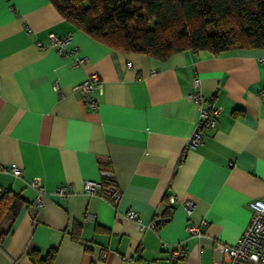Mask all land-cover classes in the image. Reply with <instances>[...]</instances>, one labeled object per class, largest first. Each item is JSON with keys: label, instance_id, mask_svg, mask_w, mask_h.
I'll use <instances>...</instances> for the list:
<instances>
[{"label": "crops", "instance_id": "1", "mask_svg": "<svg viewBox=\"0 0 264 264\" xmlns=\"http://www.w3.org/2000/svg\"><path fill=\"white\" fill-rule=\"evenodd\" d=\"M49 33L70 35L71 45L59 52ZM91 74L99 79L95 108L74 89ZM261 91L264 48L159 59L94 40L50 0H0V188L22 201L0 221V264H31L30 250H54L51 264H224L218 242L235 243L248 201L264 198ZM195 94L220 115L190 148L200 120ZM11 165L20 177L3 170ZM102 166L121 192L114 205L83 188ZM35 176L42 206L28 185ZM60 184L65 197L55 194ZM203 220L200 235H186L188 223ZM178 248L184 256L174 257Z\"/></svg>", "mask_w": 264, "mask_h": 264}, {"label": "trees", "instance_id": "2", "mask_svg": "<svg viewBox=\"0 0 264 264\" xmlns=\"http://www.w3.org/2000/svg\"><path fill=\"white\" fill-rule=\"evenodd\" d=\"M60 14L94 40L112 49L165 59L181 50L219 54L264 48V0H50ZM22 201L6 190L0 221L14 218ZM165 217L169 215L166 207ZM159 222H155L157 228ZM0 232V242L5 236ZM54 250L31 264H51Z\"/></svg>", "mask_w": 264, "mask_h": 264}, {"label": "built area", "instance_id": "3", "mask_svg": "<svg viewBox=\"0 0 264 264\" xmlns=\"http://www.w3.org/2000/svg\"><path fill=\"white\" fill-rule=\"evenodd\" d=\"M48 40L50 45L56 46L59 52H64L67 46L71 45L70 35H57L55 33H49ZM38 46H41V42H38ZM72 51H75L74 49ZM193 85H199V79L196 77L193 79ZM56 89H57V85ZM99 86V79L96 74H91L87 76L83 81L74 87V89H79L83 93L86 101L89 102L92 108L97 106L96 99L92 96L94 90ZM260 95L264 97V91L260 92ZM194 101L199 106L200 120L198 127L192 133L188 141V147L193 148L200 144L203 140L202 128H213L216 125L217 117L220 115L219 107L209 108L205 104V99L200 94H195L192 96ZM5 172L10 173L14 177L21 176V169L16 165H11L9 167L3 168ZM98 180H85L83 183L84 191L89 195L98 196L105 201H108L111 205H114L119 201L121 197V192L116 186L114 180V174L110 168L102 166L98 171ZM30 188L36 192L35 204L42 206V193L43 186L40 177H31L28 182ZM0 192L3 193V189L0 188ZM67 187L64 184H60L55 189V194L60 197H65L67 195ZM178 199L175 194L170 193L167 195L168 204L177 203ZM183 206L187 216H190L193 208V201L191 199H186L183 202ZM247 206L250 210V219L247 225L243 228L238 239L233 244H226L218 242L217 246L225 255L224 264H264V198H256L248 201ZM125 217L128 220H134L140 224V219L137 213L133 210H128L125 213ZM164 220V219H163ZM208 222L206 220L201 221V223L196 224L190 222L185 227L186 235L198 236L201 234L200 227L207 226ZM151 228H155V222L150 223ZM185 251L183 248H178L174 251V257L184 256Z\"/></svg>", "mask_w": 264, "mask_h": 264}]
</instances>
